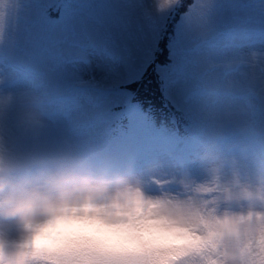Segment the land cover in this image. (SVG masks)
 <instances>
[{"label": "rangeland", "instance_id": "1", "mask_svg": "<svg viewBox=\"0 0 264 264\" xmlns=\"http://www.w3.org/2000/svg\"><path fill=\"white\" fill-rule=\"evenodd\" d=\"M57 3L19 0L9 13L0 57L26 69L12 71L6 61L0 62V95L12 97L4 122L14 131L19 114L32 109L43 125L37 142L40 149H67L88 157L107 154L118 163L151 129L135 124L139 114L129 110V123L135 125L130 127L133 138L107 144L109 125L117 116L115 107L127 105L130 99L128 93L114 88L139 79L148 69L172 7L157 11L153 0H64L59 19L51 21L48 9ZM173 34L171 65L157 68V80L164 81L166 97L175 108L197 124L210 126L213 133L206 137L204 153L180 165L169 152L174 139L167 138L161 145L146 143L149 154L141 164H130L134 173L147 179L159 173L173 177L187 172L200 179V158L205 154L226 166L234 162L243 172L264 168V0H211L210 4L196 0ZM224 43L225 48L206 49ZM210 66H214L211 72ZM227 67H237L240 73L228 85L222 82L226 83ZM6 80L13 86H4ZM75 83L93 89L75 91ZM202 87L224 89L225 97L199 96ZM66 93L71 94L68 100H52L55 94ZM47 98L55 103L43 104ZM183 145L187 159L194 152L193 144ZM136 155L134 151L129 158ZM148 190L156 191L152 185ZM169 190L175 191V185H169Z\"/></svg>", "mask_w": 264, "mask_h": 264}, {"label": "clouds", "instance_id": "2", "mask_svg": "<svg viewBox=\"0 0 264 264\" xmlns=\"http://www.w3.org/2000/svg\"><path fill=\"white\" fill-rule=\"evenodd\" d=\"M18 2L0 0V43ZM11 102L0 95V264H264V168L205 154L200 179H144L131 165L40 149L39 114L23 111L12 131Z\"/></svg>", "mask_w": 264, "mask_h": 264}, {"label": "trees", "instance_id": "3", "mask_svg": "<svg viewBox=\"0 0 264 264\" xmlns=\"http://www.w3.org/2000/svg\"><path fill=\"white\" fill-rule=\"evenodd\" d=\"M148 81H150V79H147L146 82L144 81V83H142L141 89L146 90V87H148Z\"/></svg>", "mask_w": 264, "mask_h": 264}, {"label": "bare ground", "instance_id": "4", "mask_svg": "<svg viewBox=\"0 0 264 264\" xmlns=\"http://www.w3.org/2000/svg\"><path fill=\"white\" fill-rule=\"evenodd\" d=\"M240 73H239V71L237 72V74H235V75H229L228 77H227V82L228 81H230V79L232 78V77H235V76H237V75H239Z\"/></svg>", "mask_w": 264, "mask_h": 264}]
</instances>
